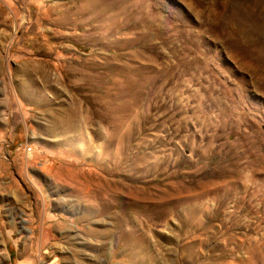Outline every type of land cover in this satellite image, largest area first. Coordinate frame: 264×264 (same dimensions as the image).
Instances as JSON below:
<instances>
[{
    "label": "rangeland",
    "instance_id": "rangeland-1",
    "mask_svg": "<svg viewBox=\"0 0 264 264\" xmlns=\"http://www.w3.org/2000/svg\"><path fill=\"white\" fill-rule=\"evenodd\" d=\"M0 264H264V0H0Z\"/></svg>",
    "mask_w": 264,
    "mask_h": 264
},
{
    "label": "bare ground",
    "instance_id": "bare-ground-1",
    "mask_svg": "<svg viewBox=\"0 0 264 264\" xmlns=\"http://www.w3.org/2000/svg\"><path fill=\"white\" fill-rule=\"evenodd\" d=\"M135 218V217H134ZM134 218H131V219H133V220H135ZM127 220V219H126ZM123 222V221H122ZM122 224V223H121ZM124 224V223H123ZM126 225V224H125ZM124 226V225H123ZM135 228V227H134ZM119 229V228H118ZM139 229V228H138ZM142 229H144V228H142ZM121 231V230H120ZM123 231V230H122ZM139 232V231H138ZM137 232V233H138ZM143 232V231H142ZM117 233V232H116ZM123 234V233H122ZM126 234H127V232H126ZM130 236V235H129ZM128 237V236H127ZM120 238V237H119ZM136 239H138V238H136ZM139 241V240H138ZM141 243V242H140ZM131 246V245H130ZM139 246V245H138ZM142 246V245H141ZM139 248V247H138ZM140 249V248H139ZM138 249V250H139ZM141 252H142V249L140 250ZM140 251H139V253H140ZM143 251H144V249H143ZM141 254V253H140Z\"/></svg>",
    "mask_w": 264,
    "mask_h": 264
}]
</instances>
